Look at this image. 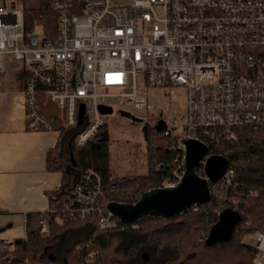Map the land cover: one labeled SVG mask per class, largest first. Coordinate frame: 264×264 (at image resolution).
Returning a JSON list of instances; mask_svg holds the SVG:
<instances>
[{
    "label": "built area",
    "instance_id": "obj_1",
    "mask_svg": "<svg viewBox=\"0 0 264 264\" xmlns=\"http://www.w3.org/2000/svg\"><path fill=\"white\" fill-rule=\"evenodd\" d=\"M53 6L57 32L48 40L41 28L25 32L23 10L15 1L0 5V73L6 72L8 58L21 64L28 129H53L39 112L43 96L63 112L66 127H81L75 144L83 146L107 126L110 114L102 107L114 112L130 104L141 111L148 105L147 88L183 87L185 114L177 119L159 114L160 131L177 153L164 187H176L184 178L187 141L207 145L222 135L236 140L234 130L241 127L264 131V0H136L130 5L56 0ZM233 177L234 170L227 169L222 187ZM71 195L54 216L56 225L94 218L101 229L117 227L108 208L110 193L97 171H84ZM49 213L48 208L39 215L44 237L51 234ZM254 245V264H264V233L255 235ZM96 256L90 252L84 261Z\"/></svg>",
    "mask_w": 264,
    "mask_h": 264
},
{
    "label": "trees",
    "instance_id": "obj_2",
    "mask_svg": "<svg viewBox=\"0 0 264 264\" xmlns=\"http://www.w3.org/2000/svg\"><path fill=\"white\" fill-rule=\"evenodd\" d=\"M14 1L23 10L26 33L41 28L48 40L54 38L58 17V11L53 6L56 0ZM76 13H81V10ZM23 85L26 87L25 80ZM38 103L40 115L52 122L53 129L50 131L60 134L56 147L47 156L48 170L62 174L59 190L50 194L51 213L48 216L51 234L47 237L39 234L40 212L29 214L27 237L11 242L5 251L0 249V264H27L26 261L29 264H136L137 261H144V254L149 256V261L144 264H149L152 258L160 259V264H254L258 250L254 243H247L244 238L264 233V131L241 127L234 130L236 140L222 135L219 140L206 141L208 155L225 158L228 169L234 170L232 184L222 187V201L214 192L216 186H222L219 181L211 183L212 198L209 203L199 204L176 217L146 216L126 224L115 216L118 225L114 229H101L96 219L88 218L69 221L61 227L53 222V218L71 201V189L84 171L92 169L102 176L110 193L109 204L132 205L148 191L163 186L174 169L177 153L171 150L170 138L164 136L160 128H153L147 123L143 127L147 144V172L122 179L111 177L108 141L99 138L83 146L76 145L75 138L81 127H66L63 112L45 97H40ZM26 124L28 126L27 120ZM197 171L206 176L202 166ZM228 208L241 215L232 239L206 246L204 235L218 222L220 212ZM80 229L88 230L86 239L73 243L65 250L58 248L68 232ZM88 241L91 244L86 246ZM78 245L83 246L77 249ZM54 252L62 253L63 259L58 260L59 255ZM90 252L97 253V256L87 263L84 257Z\"/></svg>",
    "mask_w": 264,
    "mask_h": 264
},
{
    "label": "crops",
    "instance_id": "obj_3",
    "mask_svg": "<svg viewBox=\"0 0 264 264\" xmlns=\"http://www.w3.org/2000/svg\"><path fill=\"white\" fill-rule=\"evenodd\" d=\"M21 70V64L8 58L6 72L0 73V237L16 222L23 224L25 233L18 239L0 238L1 250L27 237V216L49 208L50 194L62 179L61 172L47 166L59 132L27 129Z\"/></svg>",
    "mask_w": 264,
    "mask_h": 264
},
{
    "label": "rangeland",
    "instance_id": "obj_4",
    "mask_svg": "<svg viewBox=\"0 0 264 264\" xmlns=\"http://www.w3.org/2000/svg\"><path fill=\"white\" fill-rule=\"evenodd\" d=\"M14 0H0V5L9 4ZM136 0H111L113 4H133ZM159 17H163V9L157 8ZM38 35L43 32L37 30ZM147 102L148 105L144 110H135L131 108L130 104L124 106H116L114 112L105 117L107 126L99 134V138L108 141L107 149L109 156V166L111 177L124 178L125 176L143 175L147 172V153L146 141L143 134V127L145 124H150L153 128H161L159 114L172 119H177L183 116L186 112L187 106V92L183 87H170V88H147ZM143 117V122H136L132 119L133 114ZM129 114V116H126ZM98 138V139H99ZM206 177V176H205ZM165 184V182H164ZM164 184L162 187H164ZM223 188L221 185L215 187V195L222 198ZM212 191V190H211ZM221 213V212H220ZM211 229V227H210ZM211 230H209L210 233ZM6 236L0 238L18 239L24 236L25 229L23 224L16 222L14 227L4 228ZM205 234L204 238L208 237ZM255 235L251 234L245 236L244 241L253 245ZM88 237L87 229H80L68 232L63 242L58 246L61 250L78 241L84 240ZM4 242L7 240H3ZM5 251V250H4ZM58 256V260H62V253L54 252ZM149 264H160V259H154ZM145 260L137 261L136 264H144Z\"/></svg>",
    "mask_w": 264,
    "mask_h": 264
},
{
    "label": "water",
    "instance_id": "obj_5",
    "mask_svg": "<svg viewBox=\"0 0 264 264\" xmlns=\"http://www.w3.org/2000/svg\"><path fill=\"white\" fill-rule=\"evenodd\" d=\"M103 113L112 114V108L102 107ZM83 109H81V117ZM126 116H129L127 114ZM136 122L142 119L133 116ZM187 168L184 178L176 187H160L144 194L132 205L112 202L109 210L123 223H134L146 216L172 218L186 213L189 209L211 201V183L219 182L228 169V163L221 156H208V147L196 140L186 142ZM207 158L204 165L206 177L197 173V169ZM241 215L234 209H225L219 214L218 222L211 228L206 246L228 242L232 239L235 227L240 223ZM54 259V258H53ZM143 259L148 260L147 254Z\"/></svg>",
    "mask_w": 264,
    "mask_h": 264
}]
</instances>
